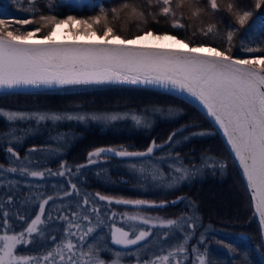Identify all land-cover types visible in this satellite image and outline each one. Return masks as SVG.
<instances>
[{"label": "trees", "instance_id": "trees-1", "mask_svg": "<svg viewBox=\"0 0 264 264\" xmlns=\"http://www.w3.org/2000/svg\"><path fill=\"white\" fill-rule=\"evenodd\" d=\"M125 2L144 7L143 0H36V11L33 15L28 11L29 4L24 0H0V6H5L0 19L38 20L41 14L56 15L58 19L69 15L83 19L98 15L99 7L103 4L108 10L109 25L120 34L130 37L140 22H128V10L120 13L121 20H113L111 13L113 7L119 8ZM200 6L209 8L207 0H201ZM173 8L175 9V3ZM158 10V5L152 8L154 13H158ZM183 11L188 14L187 8ZM251 11L254 17L244 28L231 22L226 16L227 11L226 15H223L221 10L219 12L223 17L218 21L200 23L199 20H192L190 23V20H182L186 25L184 29H172L170 18L160 15H157L160 23H155L152 17L147 16L146 26H141L156 33L170 32L179 39L194 41L190 46L199 45L203 41L206 47H217L221 50L227 47V32L231 30L228 26L231 25L232 29L237 31L233 37L231 52L228 54L235 59H249L264 56V52L249 53L245 50L247 47L264 49V30L256 27L246 34V29L253 20L264 17V5ZM209 23L216 25L217 33L207 37L199 33L192 36L197 26L205 27ZM189 24L192 26L188 27ZM12 27L34 31L39 25ZM187 28L190 29L189 38L184 37ZM44 34L46 31L38 33V36L42 38ZM76 87L94 90L0 94V111L27 114L24 119L15 121H8L5 116L0 115V230L7 233L22 232L27 224L21 217L30 223L31 218L39 212V203L49 196L53 197L45 206L46 211L42 216L44 223L38 226L43 232V237L33 234L34 240L18 245V256H44L46 252L54 250L52 238L55 237V242H60L65 224L58 222V214L71 216L75 212L80 222L104 229L108 233L115 222L113 217H109L113 208L100 201L98 205L95 198L97 195H106L145 201L153 199L151 204L141 206L144 210L149 206L157 207L158 203L162 202L164 206L158 211L164 213L165 220L193 217L196 227L191 229L194 234L186 245L189 253H192L193 246L200 252L205 251L198 243L200 234L203 233L206 245L211 241L218 244L216 241L219 239L232 244L236 252H230V264H241L245 258L252 256V244L255 241L259 243L260 252L264 257V247H261L264 245L263 240L244 180L220 135L199 109L175 94L156 89L124 85ZM38 115H55L61 119L34 118ZM112 115L117 119H110ZM69 116H83L85 119L70 120ZM133 117L140 118L143 123L137 125ZM201 132L209 134L193 135ZM173 133V140L165 143ZM176 140H179L178 145L174 146ZM151 142L163 145L158 150L160 152L154 156L167 153L188 168L201 166L207 160L211 167L203 169L198 178L183 183L173 182L167 173L165 184L156 182V188L150 191L146 180L130 174L131 168L123 169L120 166V163L136 160L100 155L93 158L97 160L103 157L99 164L89 163L88 153L97 148L118 150L115 148L128 146L129 152H141L143 148L146 150L152 145ZM9 147L13 148L17 156L8 151ZM220 162L226 165L223 170L220 169ZM61 165L65 167L62 168ZM25 167L28 171H40L44 175L32 177L26 173L22 174L20 169ZM161 167L168 172L165 164ZM12 168L17 171H10ZM61 171L65 172V175L50 174ZM72 185H75V189ZM165 188L168 190H164ZM65 192L69 195L65 196ZM178 198L182 200L179 201ZM85 199L88 200L87 204L84 203ZM174 201L176 203H173ZM49 214L51 220L48 219ZM85 214L89 216L91 224L83 219ZM150 230L158 237L168 232L169 241L173 239L174 234L183 237L185 235L182 231L158 224L153 226L151 223L139 224L136 233ZM209 235H214L216 239L213 241ZM224 249L229 252L227 248ZM217 252L224 254L220 250ZM208 253L216 260L211 264H221L214 254L209 251Z\"/></svg>", "mask_w": 264, "mask_h": 264}, {"label": "snow or ice", "instance_id": "snow-or-ice-1", "mask_svg": "<svg viewBox=\"0 0 264 264\" xmlns=\"http://www.w3.org/2000/svg\"><path fill=\"white\" fill-rule=\"evenodd\" d=\"M24 2L29 4L28 11L34 15L36 0H24ZM173 3H175V10ZM200 4L201 0H143L144 7H137L135 3L128 2L122 3L119 8L113 7L111 9L113 20H117L121 12L128 10V22H140L130 37L120 34L109 25L108 10L103 4L99 7V14L89 17L87 21L71 15L65 19H58L56 15L43 14L39 15L38 20L17 18L9 21L0 19V89L121 83L155 85L187 93L189 97L194 98L203 106L207 116L215 121L226 137L231 153L234 154L235 160L239 162L240 168L243 170L247 187L251 190L255 213L259 217L261 229L264 230V56L252 59H234L229 55L233 37L237 31V29H232L231 25L228 26L231 30L227 32V47L221 50H218L217 47H208V52L211 55L202 54L201 50L206 47V43L203 41L199 45L190 46L194 44V41L178 39L177 35L170 32L156 33L141 26V24L146 26L147 16L152 17L155 23H160L157 19V15H160L170 18L172 29H184L186 25L182 23V20H201L207 11ZM157 5L159 6L158 13H154L152 8ZM207 5L212 14L220 11L218 0H207ZM262 5H264V0H254L256 9H260ZM4 7L0 6V14L4 11ZM185 8L188 10L187 15L183 11ZM225 9L240 28H244L248 24L249 18L253 16L251 10H237L232 2L227 3ZM177 10H179V14ZM201 22L203 21L201 20ZM65 23L81 25L84 34L97 35L101 42H53L52 32L55 27ZM28 24H38L39 27L34 31L12 27L13 25ZM93 25H100V27L93 28ZM191 26V24L188 25V27ZM256 27L264 30V17H257L256 20H253L246 29V34ZM42 31H46V34L43 35L40 42H25L29 38H35L36 34ZM217 31L216 25L209 23L205 27L197 26L192 32V36L199 33L207 37ZM146 36L154 39H164L167 36L184 44L188 50L134 46L136 41L142 40ZM113 41H118V43ZM241 47H244L243 43H241ZM245 50L249 53L264 52V49L253 47H247ZM0 115L5 116L8 121H15L24 119L27 114L0 111ZM34 118L38 120L61 119L55 115L51 117L38 115ZM68 119L83 120L85 117L69 116ZM110 119L116 120L117 117L112 116ZM133 120L137 125L143 123L138 117H133ZM208 134L193 133V135L200 136ZM174 136L175 133L170 135L165 143L171 142ZM157 147L161 146L153 142L146 152L97 148L88 153L89 163L93 162L92 157H99L103 153H114L118 157H150L154 148ZM8 151L16 155L12 147H9ZM61 167L63 168L65 165H61ZM225 167L226 165L220 162V169L223 170ZM10 171L16 172L17 169L12 168ZM20 171L22 174L26 173L32 177H43L44 175L40 171H28L26 167L21 168ZM175 172L179 175L173 176V182L187 178V169L178 167ZM50 174L63 176L65 172ZM72 188L75 189V185H72ZM68 195L69 193L65 192V196ZM52 199L53 197L49 196L39 203V212L35 214L34 218H31L30 223L21 217L27 224L22 232L11 235L5 232L0 235V264H29L32 258L16 254L18 245L34 240L33 234L43 237V232L38 226L44 223L42 216L46 211L45 206ZM99 199L111 202L113 198L101 195ZM84 203L87 204L88 200L85 199ZM116 203L139 206L152 202L117 199ZM163 206L162 203L160 207ZM93 211L96 210L93 209ZM57 218L68 220V228L64 230L63 242L58 244L54 251H49L43 257L48 264H106V261L100 258L99 245L88 244L87 251L83 250L86 238L94 232V227H88L86 232H81L77 237V232H73L71 229L76 228L77 231H80L82 225L76 222L77 214L75 212L72 213L71 219L59 214ZM128 218L138 219L136 216ZM48 219H52L50 214ZM83 219L91 224L88 215L85 214ZM139 219L143 220L145 224L150 222V218L140 217ZM6 224L7 221H5ZM161 226L184 232V239L166 255L156 256L150 264H171L172 259H175L178 253H185L186 245L194 234L187 232V229H195L196 224L193 217H179L176 220L161 221ZM148 236L149 232L140 231L138 235H135V238H130L129 232L123 228H118L115 225L111 228L112 244L125 248L137 245ZM165 236H169V233L165 232ZM72 237H77L79 242L74 243ZM92 238L95 239V237ZM52 239L55 243V237ZM205 239L204 234L201 233L198 243L204 247V252H200L195 246L191 249L192 253L196 254L199 264H211V261L206 259L208 248ZM216 242L227 248L229 252H236L231 243H227L223 239ZM77 249H79V256H77ZM119 255L120 253L117 252V258ZM56 257L59 258L58 261ZM112 264H118V259ZM177 264H180L178 259ZM241 264H247V261H242Z\"/></svg>", "mask_w": 264, "mask_h": 264}, {"label": "rangeland", "instance_id": "rangeland-1", "mask_svg": "<svg viewBox=\"0 0 264 264\" xmlns=\"http://www.w3.org/2000/svg\"><path fill=\"white\" fill-rule=\"evenodd\" d=\"M229 2H232L235 4L237 10H251L255 9L254 6V0H218V3L220 4V10L223 15H226V9L225 5ZM207 9L205 14L202 16L201 20L203 22L209 21V20H220L223 16H221L220 12L216 14H212L210 8L202 7ZM175 10V9H174ZM178 14H179V10ZM224 12V13H223ZM254 15V14H253ZM227 18L231 21L234 22V18L232 16ZM254 16L250 17L253 18ZM65 19V18H64ZM84 20H88V18H83ZM121 20L122 18H118ZM200 21V23H202ZM192 23V21L190 22ZM192 25V24H191ZM100 25H93V28H99ZM57 28H62L61 30V35L59 39L62 40H78V39H98L97 35H86L82 31V26L77 24V23H72L71 25L65 23V24H58L55 27V30L52 32V40L56 39V30ZM190 36V29H186L184 37L189 38ZM167 37V36H166ZM155 42H158L162 39H154L151 37ZM29 39H40L38 36V33L36 34L35 38H29ZM179 39V38H178ZM184 45V44H183ZM185 46V45H184ZM205 49L208 50V47H205ZM258 58V57H255ZM235 59V58H234ZM252 59V58H249ZM90 91L94 89L90 88H80V87H62L59 88V92H74V91ZM65 91V92H64ZM114 116V115H112ZM179 140L174 141L173 145L177 146ZM152 144V142L150 143ZM149 144V145H150ZM151 146V145H150ZM115 149L118 150H126L130 149L128 146H119ZM144 148L141 150L143 151ZM160 150V149H158ZM154 151L150 157H140V158H128V159H133L136 161H127L126 163H120V166L123 169H128L131 168L129 171L130 174H133L136 178L140 179L143 178V180H146V185L149 188L150 191L154 190L156 186L154 185L156 182L159 184H165L166 182V174L168 173L173 181V176L179 175L175 172L176 168H183L188 170L187 178L183 180H178L175 182H180L183 183L184 181H190L193 179L198 178L199 173L201 174L202 170L211 167L207 160L204 161L203 165L197 167H187L184 165V163L179 162L177 159H173L170 155L167 153H161L160 155L158 154L157 156H154V154L159 153L160 151ZM158 151V152H157ZM140 152V150H139ZM17 156V155H15ZM106 156V155H105ZM108 156V155H107ZM175 157V156H173ZM94 157H92L93 163L99 164V160H102L103 157L97 158V160H93ZM117 158V157H116ZM92 163V164H93ZM162 164H165V167L167 168L168 172H165L163 167H161ZM164 167V168H165ZM155 176V179H154ZM148 179V181H147ZM164 190H168L165 188ZM99 196L97 195L96 200L99 204V201L102 202L103 204H109L111 208L110 216L113 217V222L111 225V228L113 225H115L118 228H123L125 231H128L130 234V238H135V235H138L140 231H137V227L139 224H143V220L139 219L140 217L143 218H150L151 225L158 224L161 226V221H166L164 218V213L161 211H158L160 208V205L162 202L158 203L157 207H151L149 206L147 210H144L141 208L143 205H130V204H117L116 200L117 199H124V200H138V199H125L124 197H117V196H107L113 198L111 202L107 200H100ZM106 196V195H102ZM142 200V199H141ZM153 200V199H152ZM152 200H147L149 202H153ZM179 201L182 199H178ZM145 201V200H144ZM157 203V202H155ZM147 205V204H145ZM144 205V206H145ZM164 205V204H163ZM136 216L138 219L136 220H131L128 217ZM69 219L72 218L71 216H67ZM58 222H63L65 223L63 226V229L65 230L68 228V220H62V219H57ZM82 225V228L80 231H77L76 228H72L71 231L77 232V237L81 234V232H86L87 228L90 226H87V223H83L79 221V218L77 217V221ZM117 222V223H116ZM93 227V226H92ZM127 227V229H126ZM111 228L109 229L108 233L104 229H98L97 227H94V232L90 234L89 237L86 238V242L84 243L83 250L87 251V245L88 244H93V245H99V254L100 258L104 261H106V264H112L113 261H116L118 259V264H150L151 261L155 260L156 256H162L166 255L169 251H171L173 248H175L180 242L183 241L184 237L180 234H174L173 239L169 241V237L165 235H161L160 237L154 235V233L150 230L149 236L145 238V240L138 242L137 245H131L128 246L127 248L120 246V245H114L111 242ZM167 228V227H166ZM6 231L5 230H0V235L4 234ZM152 232V233H151ZM181 232V231H180ZM187 232H192L191 229L190 231L187 230ZM135 233V234H134ZM9 235L14 234V233H7ZM134 234V235H133ZM37 236V235H36ZM211 236L212 240L214 241L216 238H214V235H209ZM77 237H72V240L74 243H78L79 241L77 240ZM92 237H95L93 239ZM27 238V234H26ZM65 238V231L61 235L60 242L53 243L54 250L58 244H61ZM190 240V239H189ZM189 242V241H188ZM208 251L212 255L214 254V257L221 263V264H230V252H227V250L224 249L223 245L220 246V244H215V242H208L207 243ZM187 248V247H186ZM252 256L247 257L244 259V261H247V264H262L261 261V252L259 248V243L254 242L252 244ZM53 250V251H54ZM217 250L223 251L224 254L222 255L220 252H217ZM119 252V258H117L116 253ZM48 252H46L47 254ZM226 254V255H225ZM232 255V254H231ZM45 256V255H44ZM44 256H34V257H29L32 258L29 261V264H48L43 257ZM77 256H79V249H77ZM254 259H252V258ZM42 258V259H41ZM177 259L180 261V264H199V261L196 259V254L194 253H189V251H186L185 253H178L177 257L175 259H172L171 264H177ZM207 260L211 261V263L215 262L216 260H213L210 256L209 253L206 257ZM56 260L58 261L59 258L56 257ZM256 260V263L254 262Z\"/></svg>", "mask_w": 264, "mask_h": 264}, {"label": "water", "instance_id": "water-1", "mask_svg": "<svg viewBox=\"0 0 264 264\" xmlns=\"http://www.w3.org/2000/svg\"><path fill=\"white\" fill-rule=\"evenodd\" d=\"M40 39H29L27 41H25L26 43H38L40 42ZM53 42H58V43H99L101 41H99V39H78V40H62V39H54L52 40ZM114 43H118V41H113ZM155 44H151V45H143L138 43V41L135 42L134 46H144V47H157V48H163V49H169V50H180V51H187L188 49L185 46L182 47H178V48H174V47H162L159 45ZM202 54L204 55H211V53L208 52L207 49L203 48L202 50ZM91 85H124V86H134V87H144V88H150V89H156V90H161V91H165V92H169L172 94H175L181 98H183L184 100H186L187 102L191 103L193 106H195L197 109H199L205 116L206 118L211 122V124L214 126V128L216 129V131L218 132V134L220 135L222 141L224 142L225 146L227 147V149L229 150L230 154L232 155L234 161L236 162V165L240 171V174L244 180L245 183V187L247 189L249 198L251 200V190L248 189L247 187V180L243 175V170L240 168L239 162L235 160V156L234 154L231 153V149L230 146L227 144V139L226 137H224L223 132L219 129V126L215 124V121L207 116L206 110L203 109V106L199 104L198 101H196L194 98L189 97L187 95V93H180L178 90H172L171 88L165 89V88H161L155 85H141V84H137V85H132V84H121V83H104V84H91ZM76 86H90V85H72V86H53V87H38V88H33V87H28V88H20V89H11V90H5V89H0V94L3 93H31V92H39V91H49V90H58L59 88L62 87H76ZM158 146H163V145H158ZM161 147H157L154 148V151L160 149ZM147 150V149H146ZM146 150L141 151V152H146ZM153 151V152H154ZM101 155H108V156H112V157H117V158H140V157H118L115 156L114 153H103ZM147 157V156H145ZM251 204L253 207V212H254V216L256 218V221L258 223L259 229H260V233H261V237L263 240V244H264V230L261 229L260 224H259V217L258 215L255 213V207L252 203L251 200ZM131 205V204H130Z\"/></svg>", "mask_w": 264, "mask_h": 264}, {"label": "bare ground", "instance_id": "bare-ground-1", "mask_svg": "<svg viewBox=\"0 0 264 264\" xmlns=\"http://www.w3.org/2000/svg\"><path fill=\"white\" fill-rule=\"evenodd\" d=\"M61 30H62V28H57V30H56V37L57 38L56 39L60 38ZM138 43L143 44V45H151V44L157 43L156 45H159L162 47H174V48L184 46L183 44L178 43L177 40H172L169 37H165L164 39H162L158 42H155V40H153L151 37L146 36L142 40H138Z\"/></svg>", "mask_w": 264, "mask_h": 264}, {"label": "flooded vegetation", "instance_id": "flooded-vegetation-1", "mask_svg": "<svg viewBox=\"0 0 264 264\" xmlns=\"http://www.w3.org/2000/svg\"><path fill=\"white\" fill-rule=\"evenodd\" d=\"M261 261H262V264H264V257L262 256V254H261ZM254 262L256 263V260Z\"/></svg>", "mask_w": 264, "mask_h": 264}]
</instances>
